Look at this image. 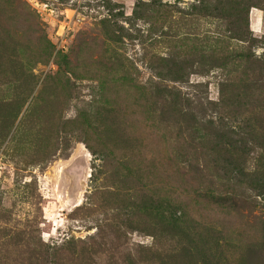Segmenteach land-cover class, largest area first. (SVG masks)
Returning a JSON list of instances; mask_svg holds the SVG:
<instances>
[{
    "label": "rangeland",
    "instance_id": "1",
    "mask_svg": "<svg viewBox=\"0 0 264 264\" xmlns=\"http://www.w3.org/2000/svg\"><path fill=\"white\" fill-rule=\"evenodd\" d=\"M260 72L264 0H0V264H162L179 210L177 264H264V197L234 175L263 150L241 137L233 179L212 152L264 128Z\"/></svg>",
    "mask_w": 264,
    "mask_h": 264
},
{
    "label": "trees",
    "instance_id": "2",
    "mask_svg": "<svg viewBox=\"0 0 264 264\" xmlns=\"http://www.w3.org/2000/svg\"><path fill=\"white\" fill-rule=\"evenodd\" d=\"M229 58H233V59H243L246 58L245 55L241 52V53H232L230 55ZM229 58L226 60L228 61ZM165 61H168V59H164ZM256 72V71H254ZM260 79H256V83L258 84V81H263L264 80V74H262L260 72ZM162 93H168V88H164V90H161ZM166 96V95H164ZM175 98L179 97V94H174ZM232 97H230L227 100H231ZM254 121V120H253ZM211 123V122H210ZM212 124V123H211ZM254 124V125H253ZM261 126H259L258 123H256L255 121L252 124H249L246 129H240L239 132H234L232 131L231 133L233 135L227 134V133H221L219 131L217 132H213L215 135V138L212 137V143H214V146L216 149H214L212 152H217L220 155H222V153L224 154V156H228L227 158H224L222 162H219L216 169L218 170H222L224 171L223 173L226 175L225 177H222L223 179H225L226 177L228 179H233L232 178V174H234V172H232V170H235L234 166L235 165H231L234 163V160L239 161V157L236 159V157L239 154L242 155H246L245 152H239L237 151L238 149H240L239 147V143H241V145H243V143L245 142V140L243 138H246L248 141L253 142L254 144H259L261 149L263 150V157H264V128L262 127L263 125V121L260 122ZM216 131V130H215ZM243 134V135H241ZM248 136V138H247ZM243 137V138H241ZM191 143L195 142V139H192L190 141ZM208 145L210 144V142H207ZM245 146V145H244ZM222 164V165H219ZM238 169L235 172V176H249L250 180L252 181L250 183L251 188H250V193L251 195H254L252 197V199L256 202H258L257 200H261V198L263 199L264 197V163L263 166L261 168H257L255 169V172L253 171V173L251 172H246V169L244 167H240V165H237ZM196 172L200 171L199 166L195 167ZM202 171V170H201ZM200 171V172H201ZM237 172H240V174H238ZM250 182V181H249ZM235 199V197H232ZM229 198H222L219 199V203L222 204L223 202H226ZM231 199V198H230ZM247 200V199H245ZM243 203H245L244 201H242ZM178 213V212H177ZM175 215V217L173 218V215L169 216V215H160L161 218V222L164 223L165 225V230L170 232L172 235V240H174V237H177L178 241L176 242V246L177 248H168L167 251H165V256H161V254L158 255L159 261L160 259H162V264H177L176 260L177 259H181V258H187L188 253H191L192 247L190 246V244L193 243V233H192V227H190L189 225H196L195 220H190L187 221L185 219L184 213L182 212V210H179V213ZM212 234V232H211ZM210 236V233L206 234V238L204 240H206L208 237ZM210 238V237H209ZM216 238H213V240H215ZM219 243V242H218ZM217 244V243H216ZM183 246V250H181V253H175L176 251L180 252V247ZM90 249H92L91 247H89ZM182 249V247H181ZM184 251V252H183ZM256 252H260L262 253L263 256H260V258H264V242L261 246H257V247H253V249H251V253H256ZM259 258V257H258ZM212 259V258H211ZM161 262V261H160Z\"/></svg>",
    "mask_w": 264,
    "mask_h": 264
}]
</instances>
